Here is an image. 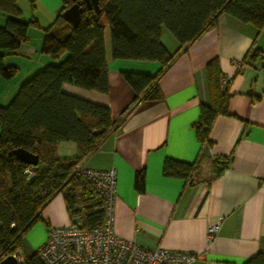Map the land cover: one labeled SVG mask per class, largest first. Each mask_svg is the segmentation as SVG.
<instances>
[{"label": "crops", "instance_id": "0c3cea01", "mask_svg": "<svg viewBox=\"0 0 264 264\" xmlns=\"http://www.w3.org/2000/svg\"><path fill=\"white\" fill-rule=\"evenodd\" d=\"M18 5L21 18H35L38 26L29 27L18 48L2 50L5 64L17 68L13 78L21 71L17 58L27 61L7 100L25 78L54 61L41 51L44 29L63 8L61 0H18ZM1 13L0 21L5 23L7 15ZM161 41L176 55L159 76L160 94L153 99L134 104L135 93L122 73L156 75L160 64L113 59L109 28L104 30L108 92L63 84L66 93L107 106L116 126L82 161L116 171L113 229L117 235L147 248L201 253L190 264H247L252 256L264 254V27L222 13L184 48L165 27ZM213 59L220 76L229 78L228 113L216 115L210 143L201 144L194 128L200 107L212 105L220 94L209 82L207 63ZM76 151L72 141L57 146L60 158L74 157ZM167 157L197 161L198 168L188 180L164 176ZM216 167H222L219 174ZM140 172H144L142 191L134 185ZM70 223L64 196L58 193L27 229L19 248L24 256L33 254L45 242L49 226ZM210 225L218 230L208 241Z\"/></svg>", "mask_w": 264, "mask_h": 264}, {"label": "trees", "instance_id": "16d2710c", "mask_svg": "<svg viewBox=\"0 0 264 264\" xmlns=\"http://www.w3.org/2000/svg\"><path fill=\"white\" fill-rule=\"evenodd\" d=\"M61 1L63 8L44 29L41 47L54 61L24 80L8 103L0 105V260L22 245L27 229L58 193L63 194L70 217L81 216L83 227H93L103 218L101 197L84 176L74 173V168L116 130L115 122L107 106L66 93L62 86L69 83L85 90L108 92L106 28L110 31L113 59L160 64L156 75L122 73L135 93L134 104H138L159 96V76L176 55L162 43V27L174 36L179 48L194 41L222 13L264 27V0H99V11L89 8L84 0ZM77 2L82 7L81 19L72 26L62 12ZM0 12L7 15L0 26V76L12 78L17 68L5 64L2 50L18 48L26 40L29 27L38 26V22L21 18L18 0H0ZM207 70L210 85L220 94L212 105L200 107L194 128L201 144L210 143L216 115L228 113L226 92L219 89L221 76L216 59L207 63ZM63 141L76 144L74 157L58 156L57 146ZM16 148L36 154L37 164L22 162L13 153ZM222 161L225 166L226 159ZM28 168L31 172L24 173ZM197 168V161L187 163L167 157L162 174L188 180ZM215 170L219 174L222 167ZM134 185L138 191L143 190L144 172L136 174ZM24 264L43 262L35 252L25 255ZM247 264H264V254L252 256Z\"/></svg>", "mask_w": 264, "mask_h": 264}, {"label": "built area", "instance_id": "2783aa9c", "mask_svg": "<svg viewBox=\"0 0 264 264\" xmlns=\"http://www.w3.org/2000/svg\"><path fill=\"white\" fill-rule=\"evenodd\" d=\"M229 78L220 77V88L226 89ZM31 168L24 173L29 174ZM74 173L84 176L103 201V218L93 227H78L73 223L49 226L45 242L37 254L43 264H190L201 255L199 252L174 251L157 246L147 248L134 240L117 235L113 229L114 200L116 196V171L114 168L98 169L81 160ZM217 225L207 228V239L212 240ZM17 264L25 263L20 248L13 253Z\"/></svg>", "mask_w": 264, "mask_h": 264}, {"label": "water", "instance_id": "95a60500", "mask_svg": "<svg viewBox=\"0 0 264 264\" xmlns=\"http://www.w3.org/2000/svg\"><path fill=\"white\" fill-rule=\"evenodd\" d=\"M89 8H94L96 11H99L98 3L99 0H84ZM82 7L79 2L72 4L66 8L62 15L64 19L71 24L76 26L81 19ZM13 153L22 161L29 165H36L38 162V156L32 152H29L23 148H16L13 150ZM72 223L78 227H83L81 216H74L72 218ZM0 264H17L16 257L13 254H7L0 260Z\"/></svg>", "mask_w": 264, "mask_h": 264}, {"label": "rangeland", "instance_id": "374dc122", "mask_svg": "<svg viewBox=\"0 0 264 264\" xmlns=\"http://www.w3.org/2000/svg\"><path fill=\"white\" fill-rule=\"evenodd\" d=\"M26 4L28 5L29 2L27 1ZM24 11H26V9H24ZM1 15L6 17L5 13H1ZM1 22H2V20L0 21V23ZM2 23H4V22H2ZM17 60L20 62L21 71L18 72V74L14 78L13 77H12V79L11 78H4V77L0 76V105H6L8 103L9 100H7V99L9 97L10 93H12L14 87L16 85H18L16 83H17V81H19L18 79H20V77H22V74L25 71V62L27 63V61L22 59V58H17ZM27 78H25V79H27ZM15 89H17V88H15ZM66 142H69V141H66ZM95 201H97V199H95Z\"/></svg>", "mask_w": 264, "mask_h": 264}]
</instances>
